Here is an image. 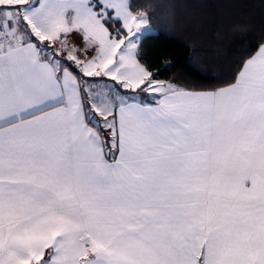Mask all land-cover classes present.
Here are the masks:
<instances>
[{"label":"snow or ice","instance_id":"obj_1","mask_svg":"<svg viewBox=\"0 0 264 264\" xmlns=\"http://www.w3.org/2000/svg\"><path fill=\"white\" fill-rule=\"evenodd\" d=\"M153 31L134 0H0V264H264V36L189 87Z\"/></svg>","mask_w":264,"mask_h":264},{"label":"trees","instance_id":"obj_2","mask_svg":"<svg viewBox=\"0 0 264 264\" xmlns=\"http://www.w3.org/2000/svg\"><path fill=\"white\" fill-rule=\"evenodd\" d=\"M150 13L155 32L143 60L159 79L182 86H219L264 36L259 0H134Z\"/></svg>","mask_w":264,"mask_h":264},{"label":"rangeland","instance_id":"obj_3","mask_svg":"<svg viewBox=\"0 0 264 264\" xmlns=\"http://www.w3.org/2000/svg\"><path fill=\"white\" fill-rule=\"evenodd\" d=\"M153 28V27H152ZM154 29V28H153ZM153 32H155V29H154V31ZM153 32H151V33H153Z\"/></svg>","mask_w":264,"mask_h":264}]
</instances>
